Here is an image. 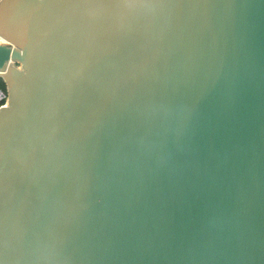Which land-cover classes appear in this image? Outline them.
Segmentation results:
<instances>
[{
	"label": "water",
	"instance_id": "water-1",
	"mask_svg": "<svg viewBox=\"0 0 264 264\" xmlns=\"http://www.w3.org/2000/svg\"><path fill=\"white\" fill-rule=\"evenodd\" d=\"M0 264H264V0H0Z\"/></svg>",
	"mask_w": 264,
	"mask_h": 264
},
{
	"label": "built area",
	"instance_id": "built-area-1",
	"mask_svg": "<svg viewBox=\"0 0 264 264\" xmlns=\"http://www.w3.org/2000/svg\"><path fill=\"white\" fill-rule=\"evenodd\" d=\"M7 104V92L4 89H0V109Z\"/></svg>",
	"mask_w": 264,
	"mask_h": 264
},
{
	"label": "trees",
	"instance_id": "trees-1",
	"mask_svg": "<svg viewBox=\"0 0 264 264\" xmlns=\"http://www.w3.org/2000/svg\"><path fill=\"white\" fill-rule=\"evenodd\" d=\"M0 89H4L5 90V84L2 81V79L0 78Z\"/></svg>",
	"mask_w": 264,
	"mask_h": 264
},
{
	"label": "bare ground",
	"instance_id": "bare-ground-1",
	"mask_svg": "<svg viewBox=\"0 0 264 264\" xmlns=\"http://www.w3.org/2000/svg\"><path fill=\"white\" fill-rule=\"evenodd\" d=\"M6 107V106H5Z\"/></svg>",
	"mask_w": 264,
	"mask_h": 264
}]
</instances>
